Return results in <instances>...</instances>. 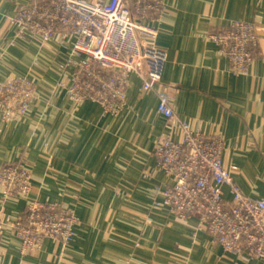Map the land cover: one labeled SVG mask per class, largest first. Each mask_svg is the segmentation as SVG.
<instances>
[{"label":"crops","instance_id":"crops-1","mask_svg":"<svg viewBox=\"0 0 264 264\" xmlns=\"http://www.w3.org/2000/svg\"><path fill=\"white\" fill-rule=\"evenodd\" d=\"M0 0V82L25 75L33 84L26 112L0 115V160L30 173L27 194L4 193L0 183L2 264H264L246 254L229 256L193 217L171 213L155 189L172 179L158 165L156 137L168 133L157 111V86L139 90L132 75L118 112L70 92L71 35L42 39L20 29L19 6ZM144 22L149 40L166 52L163 82L174 110L171 135L181 122L224 142L223 163L241 190L264 196V0H161ZM234 19L255 23L259 44L245 73H233L208 35ZM63 201L79 221L74 239L47 238L22 253L9 222L29 201Z\"/></svg>","mask_w":264,"mask_h":264},{"label":"built area","instance_id":"built-area-1","mask_svg":"<svg viewBox=\"0 0 264 264\" xmlns=\"http://www.w3.org/2000/svg\"><path fill=\"white\" fill-rule=\"evenodd\" d=\"M161 9V0H33L19 6L14 19L20 29L44 40L73 37L67 65L72 78L69 92L77 101H98L116 113L125 104L132 75L142 78L139 90L157 86L156 107L168 133L157 135L153 155L172 179L170 185L154 186L164 205L182 219L195 217L227 255L246 254L264 261V196L252 197L241 190L223 163V140L183 121L182 137L171 135L175 113L162 79L166 52L149 40L157 32L144 22L150 12ZM259 36L255 23L240 19L208 35L227 57L230 70L238 74L247 71ZM32 97L33 84L25 75L0 82L1 117L23 115ZM0 183L5 194H27L30 173L0 160ZM78 221L76 211L62 201L34 200L25 205L23 217L9 226L25 253L38 250L47 238L71 242ZM3 232L0 221V240Z\"/></svg>","mask_w":264,"mask_h":264},{"label":"rangeland","instance_id":"rangeland-1","mask_svg":"<svg viewBox=\"0 0 264 264\" xmlns=\"http://www.w3.org/2000/svg\"><path fill=\"white\" fill-rule=\"evenodd\" d=\"M63 202V201H62Z\"/></svg>","mask_w":264,"mask_h":264}]
</instances>
